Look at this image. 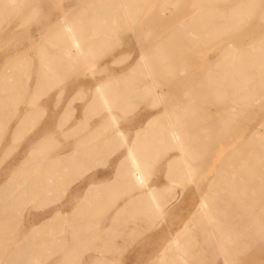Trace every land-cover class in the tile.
<instances>
[{
  "label": "rangeland",
  "instance_id": "374dc122",
  "mask_svg": "<svg viewBox=\"0 0 264 264\" xmlns=\"http://www.w3.org/2000/svg\"><path fill=\"white\" fill-rule=\"evenodd\" d=\"M195 1L138 0L135 5L138 11L132 15V24L128 26L116 17L106 16L105 18L104 14L102 15L104 0L102 2L99 0H31L32 5L29 3L30 12L20 11L15 12L16 15L13 12L0 16V80L6 76L5 74L10 73L11 64L17 59L19 71L23 72L20 79L24 83L27 82V87L30 89L28 94L23 97L25 100L21 99L17 108L21 112L28 108L33 113L40 108L39 113L36 112L34 116L35 122H37L31 129L22 131L23 137L21 135L19 140H12L11 136L15 130L16 119L7 128L0 143V188L8 180L11 172L24 161L28 152L40 143L41 163L43 162L41 164V185L44 186L43 179L46 177L47 167L49 164L51 165V158L60 155L65 150L66 144H68L67 146L75 145L79 140L80 136L75 134L76 131L64 137L59 130L62 116L71 109L74 111L70 125H78L80 133L86 131L87 135L91 137L97 133L104 137L109 136V140L107 139L105 142L106 147L94 148L90 156L76 161L73 166L74 170L66 172L61 179H52V183L49 182L50 186L47 188L41 187V194H44L41 195V211L32 210V212L31 206L28 205L26 207L28 211L25 212V217L19 225L20 229L26 230L30 225L40 222L41 219V226L43 222H47L46 226L44 224V227H47L49 222L51 231L62 232L64 224L62 219H69L73 215L75 217L87 199L101 196L108 181L113 179L122 158L129 152L130 146L137 143L136 136L143 132L148 122L158 116L164 108H169V105L179 98H184L183 104L175 109L177 113H180L179 122L182 121L186 124L182 128L183 133L189 131L194 124L200 122L198 125H201L211 122L212 119H218L228 112V108L232 106L230 101L233 100L230 92L224 93L222 90L225 88L223 87L221 94L213 95V93H209L208 85H202L205 87L201 90L200 84L194 83L193 80L205 70H210L208 66L211 67L215 63V59L217 58V61L220 55L228 49L226 45L229 42L234 45L235 41L237 44L234 47H237L242 39L244 40L243 44L263 39L264 0H259V4L253 6L255 10L251 13L236 19H231L227 12L223 16L209 15L210 17H205L203 22L209 24L210 30L204 31L202 36V30L196 26L201 20L192 19L195 14ZM227 1L229 2V0H216L214 4L219 7L223 3L220 6L222 8ZM230 1V4L241 2L240 0ZM23 4L18 7L22 8ZM82 9L85 12L80 14ZM223 20L230 21V25L221 27L225 23ZM7 23L10 24L5 27ZM64 23L79 24L77 25L78 30L87 35L84 37L86 44H90L86 46L89 54L87 62L76 58L66 61L54 59L56 55H68V51L63 46L55 44L56 42L53 43L54 34L58 33ZM193 23L196 24L193 26ZM108 25L109 27H107ZM235 39L240 41L237 42ZM142 54L146 56L153 77L157 79L160 86L159 92L162 93L159 95L151 91L149 78L142 75L138 66V58ZM24 55L29 58L30 63H27V58L23 63ZM51 63L52 65L61 64L64 67L56 74H51L46 80L41 78V85L47 84L46 87L49 90L43 93L39 100V107L35 110L32 106H27V103L23 104L22 102L30 101L32 93L36 89L35 86L40 80L41 71L44 66L51 65ZM165 63H169L168 65L171 66L161 69ZM161 70L166 72L159 73ZM123 79L130 81L123 82ZM126 85L134 88V93L128 96V100L113 99L108 110L104 109V106L95 105L96 102L94 104V100H99L95 98L104 94L106 88L116 87L121 90V87ZM31 90L33 91L31 92ZM190 90L199 91V93L196 95L186 94ZM159 96H161V104H158ZM190 99H192L191 102ZM233 101V106L236 105L235 115L220 129L214 128L204 136L201 133L197 138L196 151L198 155L194 163L193 184L188 186L185 179H179V177H175V174L170 176L168 161L177 152L169 147L167 140L158 142L160 147L157 153L149 151V154L144 158L149 178L148 185L158 188L156 194L159 193V202L156 206L160 207L161 212L156 213L154 210L149 211L148 214H142L144 218L128 217L125 220H120L118 225H128L126 233L118 234L119 232L115 231L116 234H113V238L110 240L127 243L123 242L124 245L121 248H116L112 254H110L111 252L108 253V256L106 254L105 258H107L104 261L101 260L100 264H155L158 262L159 260L156 259L160 256V251L166 245L170 235L179 232L202 196L211 191L208 187L213 179L218 176L220 179L223 176L220 174L233 171L230 169L221 170L222 164L228 168L244 157L248 166H251L252 162L253 164L259 162L261 171L252 173L256 183L252 192L256 195L253 196L254 193L249 191L247 198H259L264 203V158L255 154L256 150H263L264 153V142H261L263 145L260 146H256L255 142L264 140V127H260L264 125V98L254 102L253 105H247V107L242 102ZM85 105L88 107L86 112L84 111ZM12 110L13 107L5 108L0 117H5L4 120L7 121L11 117L9 113ZM39 120L40 123H38ZM156 128L158 127L152 129ZM120 135L124 137L123 141L117 138ZM152 135L153 133L146 135L142 143L149 146L148 143H152ZM253 135L257 138H254ZM90 140V144H92L93 140ZM99 140L101 141V139ZM244 141H248L247 144ZM249 143L252 146L254 144L255 147H247L250 145ZM111 144L113 147L109 148L108 145L111 146ZM114 144L115 146L122 145L115 147ZM240 144L246 145L245 147L249 148L250 152L246 151V148L243 152L244 149L242 151L241 147L244 148V146ZM206 145L207 148H205ZM250 148L254 151H251ZM143 149L147 150L148 148ZM204 149H206L205 152ZM235 149L238 152L242 151L243 154L237 153ZM246 152L248 155H245ZM45 154H47L46 157H44ZM235 154L239 156L238 160L234 156ZM230 156H234L237 161L235 162V158L232 159ZM241 159L240 161H242ZM172 182H174V189H167L166 187ZM120 203L121 201L118 205ZM88 206L92 207L91 203H88ZM57 209H62L65 218L60 216L58 222H52L53 213ZM259 209L256 205L253 212H258ZM100 218L101 216L94 218L90 214L87 218L86 229L88 231L95 228L105 229L111 216H103L104 220L98 221ZM32 221L35 222L32 223ZM78 222L79 220L75 221V219L71 222L72 231L76 229ZM243 223L239 222L240 226H243ZM118 225L115 228L119 231ZM251 229L257 233L252 232L250 234L252 236L248 240L244 239L245 241L224 245L229 251L226 253L229 264H264V227L256 228V230ZM66 238L70 240L71 236L66 235ZM198 241L199 244L195 247L196 251L191 254L193 256L191 257H196V261L200 264H221V258L216 257L211 248L202 243L200 236ZM48 253L57 258L56 263H61L63 254H53L52 251ZM79 254L85 259L82 258V264H91L93 260H89L96 252L91 250L90 253ZM35 263L40 264L38 261Z\"/></svg>",
  "mask_w": 264,
  "mask_h": 264
},
{
  "label": "bare ground",
  "instance_id": "6f19581e",
  "mask_svg": "<svg viewBox=\"0 0 264 264\" xmlns=\"http://www.w3.org/2000/svg\"><path fill=\"white\" fill-rule=\"evenodd\" d=\"M27 1L0 0V16L20 11L30 12L31 8H29V6L32 5L30 3L31 0ZM99 1L102 2V0ZM215 1L216 0H196L194 2V6L196 8L192 19L202 21L196 25L202 30L201 36L204 34V31L208 32L210 30L209 24L203 22L205 17H210L209 15L223 16L227 12L229 13L231 19H236L242 15L251 13L255 10L253 6L259 4V0H240L241 2H238V4H236L237 2L230 4L229 2L231 1L229 0V2H226V5L224 4L225 8H223L224 6L221 8L220 6L223 3L218 7V5L215 6ZM22 3H24L22 8H19L21 7L19 5ZM104 3L105 5L103 6L102 15L104 14L105 18L106 16L113 18L116 17L122 20L123 24L127 26L132 24V15L134 12L138 11V8L135 6L138 3V0H104ZM84 12L85 11L82 9L80 14ZM229 22L230 21H225L224 24L222 23L223 25H220L221 27H227L230 25ZM9 24L7 23L5 27ZM195 24L196 23H193V26ZM77 25L79 24L64 23L58 33L56 32L54 34L55 38L53 43L56 42L55 44H60V46H63L64 49L68 51L67 56L62 54L56 55L54 58L56 61H66L70 58H76L77 60L79 59L83 62L88 61L89 54L86 49L88 43L86 44V40L84 39L87 35L82 31H79ZM107 27H109V25ZM217 27L220 28L219 25H217ZM238 41L240 40H237V42ZM241 41L242 42H239L240 44L237 47H234V45L237 44H235V41L234 45L229 42L228 45H226L228 49L223 52V54H219V59L216 61V58L215 63L212 64L211 67L208 66L210 70L207 68L208 70L199 74L193 82L200 84L202 87L201 90L205 87L202 85H208L209 93H213V95L221 94L220 92L224 87L225 89L222 90L224 93L230 92V94H232L231 97L235 100V102H242L245 104V107H247V105H253L254 102L260 101L264 98V37L263 39H258V41L252 43L249 42V44H243V39ZM89 45L90 44H88V46ZM57 49H59V47H57ZM26 58L27 57H25L23 63H25L27 59V63H30L29 58ZM16 61L11 64L10 73H4L6 76L0 80V116L3 114L2 111H4L5 108L13 107L12 112L9 113L11 117H9L7 121L4 120L5 117H0V143L6 134L7 128L10 126L11 122L14 121V119H16V124L14 128L15 130L11 134L12 140H19L21 138L22 131L25 129H31L35 125L37 121L35 122L36 119L34 116L40 109H36L39 107V100L43 93L49 90L46 87L47 84L41 85V78L46 80L51 76V74H56V72H59V70L64 67V65H52V63L51 65H46V67L44 66L43 71H41L39 75L40 80L35 86L36 89L32 93L30 101L25 103L24 101L22 102L23 104L27 103V106H32L37 111L33 113L32 110L30 111L28 108H25L21 112L18 110L17 105L20 101H22L21 99L25 100L23 97L28 94L30 89L27 87V82L24 83L21 81L20 78L23 76V72L19 71ZM138 61V66L142 71V75L149 78L148 82L150 83L151 91H154L156 95L162 93L159 92L160 86L157 79L153 77L152 71L147 64L146 56L144 54L140 55ZM168 64L165 63L162 65L161 69H167L171 66ZM163 72L165 73L166 71L161 70L159 73ZM194 75L196 76L197 74ZM36 80L35 82H37ZM122 81L128 83L130 80L128 81L123 79ZM32 91L33 90H31V92ZM132 93H134L133 86H122L121 90L116 87H108L105 89L104 94L95 98H98L99 100H94V104L96 102L95 105L104 106V109L108 110L113 99H122L125 101L128 100V96ZM190 93L196 95L199 91L190 90L186 92V94ZM160 98L161 96H159L158 104L162 103ZM183 99L184 98L181 97L179 100L171 103L169 108H164L158 116L154 117V119L147 123V127L143 129V132L136 136L137 143L130 146L129 152L122 158V161L116 168L113 179L108 181L101 196L89 200L87 199L78 210V213L75 214V217L73 215V217L69 219L65 218L63 212L61 211L62 209L54 211L52 222H58L60 216L65 218H61L64 221V224L62 225V232L54 233L51 231V225L49 222L47 227H44V224L47 222H43L41 226V219L40 222L30 225V227L26 230L19 228L20 223H22L23 218L25 217V212L28 211L26 210L28 205L31 206V211H41V195H44L41 194V187L43 186L41 185V164L43 163H41V143L35 147L36 149L32 148L33 150L28 152L27 157H25L24 161L18 166V168L11 172L9 178H7L8 180L3 183V185L1 184L0 264H36L35 261H38L40 264H58L56 263L58 261L57 258L52 257L50 253H48L49 251H52L53 254H63L60 264H82L81 260L83 256L79 253H90L91 250L95 251L96 254L91 256V260L89 261L93 260V263H90L100 264L101 260L104 261L107 258H105L106 254L107 256L110 252V254H112V251L116 248H121L124 243H127L124 241L117 242L116 240H110V238H113L112 235L116 234L115 231L119 232L118 234L126 233L125 231L127 230L128 225H118L120 220H125V218L128 217L144 218L145 214L154 210L156 213L161 212L160 207L156 206L159 202V193L156 194L158 188L150 187L148 185L149 178L146 173L144 158L149 154V151L157 153V150L160 147L158 142L167 140L169 147L177 152V154H175L172 159L168 161V172L171 174V177L175 174V177L185 179L189 186L193 180V170L195 169L194 163L198 155L196 151L197 138L201 133L204 136V134L207 135V133L214 128L220 129L224 123L235 115L234 110L236 106L235 104L237 103L233 106V100H231L230 105L232 106L228 108V112L225 115L218 119H212L211 122L208 123L205 122L198 125L200 123L199 122L198 124H194L190 127L191 129L189 131L183 133L182 128L185 127L186 124L182 121L179 122L180 113H177L175 109L182 106ZM191 100L192 99H190V102ZM87 108V105H85V112ZM73 111L74 110L71 109L70 111L64 113L59 130L64 137L70 135L73 131H76L75 134L80 136L79 140L75 145L69 144V146H67L68 144H66V147L64 146L65 150L63 149L64 151H62L60 155L57 152L58 155L51 158V165L49 164L47 167V171L45 172L46 177L43 179V187L45 188L50 186L49 182L52 183V179H61L66 172L74 170L73 166L76 161L90 156L91 153H93L94 148L99 149L106 147L105 142L107 139L109 140V136L104 137L101 136L100 133H97V135H93L91 137L87 135L86 131L80 133L81 131H78V125L71 126L70 122L73 120L71 119ZM161 117H164V119ZM38 123H40V120ZM262 126L264 127V125H261L260 127ZM153 127L158 128L152 129ZM151 133H153L151 139L152 143H148L149 146H146L145 143H142L144 142L142 140H145L146 135H150ZM253 136L254 138L256 137L255 135ZM117 138L121 141L124 140V137L121 135L117 136ZM90 139L93 140L92 144H90ZM99 139H101L104 143H102ZM255 142L256 146H260L264 140H257ZM119 145L117 144L115 146L114 144L115 147ZM245 146L244 148L241 147V150L244 149V151L242 150L243 152H245V148L246 151H248L249 148L247 149V147L252 145L250 144L247 145V147ZM108 147H113V144H111V146L108 145ZM253 147H255L254 144L252 148ZM143 148L148 149L145 150ZM205 148H207V145ZM205 150L206 149H204V152ZM251 151H254V149H251ZM262 151L263 150H256V153H254L256 156L264 158V153ZM241 152L237 151V153ZM248 152H250V150ZM248 152H246L247 154L245 153V155H248ZM231 153H233V151ZM48 154L50 155V152ZM236 154L234 156H236L238 160L239 156ZM46 155L47 154H45L44 157H46ZM233 157L231 158L233 159ZM236 158L234 159L235 162L237 161ZM240 159L238 160L239 162L228 168L224 167V164H222L223 166H221V170L230 169L233 171L220 174L223 175L220 179H218L219 176L218 178L213 179L212 183H210L208 187L211 191L202 196L199 203L196 205L193 212L190 213L189 218L182 225L179 232L170 235L166 245L160 251V256L156 259L159 261L155 264H200V262L196 261L197 258H192L193 256L191 255L196 251L195 247L199 244V236L201 237L202 243L210 247L216 257L221 258V264H229L226 257V253H229V251L224 247V245L233 242H240L244 239L248 240V238L252 236L250 235L252 232L255 234L257 233L251 228L256 230V228L261 229L264 227V203H262L259 198H247L249 191L252 192V189L256 185L253 180L254 176L252 173L261 171V166H259V162H255V164L252 162V165L248 166L246 164L247 162L245 161V157L244 159H241L242 161H240ZM219 173L221 172L219 171ZM219 173L217 174L219 175ZM173 184L174 182L166 188L174 189L175 186ZM255 195L256 194L254 193L253 196ZM119 201H121V203L118 205ZM88 203H91L92 207L88 206ZM256 205L260 208V211L253 212V208ZM110 211H113V213H110ZM247 212L248 214H246ZM90 214H92L94 218L101 216L98 221L104 220L103 216L110 215L111 218L110 222H108V226H106L103 230L95 228L88 231L86 229L88 224L87 218ZM74 219L75 221L79 220V222L77 227H75L76 229L72 231L73 226L71 225V222L74 221ZM34 222L35 221H32V223ZM239 222H244L243 226H240L241 224H239ZM117 225L119 226V231L115 228ZM81 228L85 229L83 230ZM66 235H70L71 239L67 240ZM230 251L232 252V250Z\"/></svg>",
  "mask_w": 264,
  "mask_h": 264
}]
</instances>
